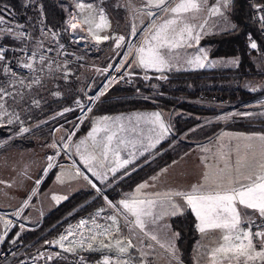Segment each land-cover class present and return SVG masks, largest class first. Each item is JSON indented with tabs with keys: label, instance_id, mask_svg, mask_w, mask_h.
I'll list each match as a JSON object with an SVG mask.
<instances>
[{
	"label": "rangeland",
	"instance_id": "obj_1",
	"mask_svg": "<svg viewBox=\"0 0 264 264\" xmlns=\"http://www.w3.org/2000/svg\"><path fill=\"white\" fill-rule=\"evenodd\" d=\"M68 1L72 8L69 17L75 14L80 25L77 30H71L67 24V41L47 29L43 8L38 6L40 34L36 39L32 36L29 48L37 52L51 48L52 60H54L51 67L47 65L52 63L48 58L42 62L43 67L37 71L35 78L29 80L10 76L0 68V87L5 88L10 94L0 101L4 104V108H0V128L5 130L7 135L0 140V182H2L0 183V242L14 223L18 230L15 239L10 242V248L16 250V256L11 261H1V264L22 261L44 249L85 254L92 262L98 264H105L106 260L108 264H124L125 261L127 264H182L179 254L176 251L173 254L170 250L176 249L178 238L168 230L166 215L161 214L159 199L155 196L156 202L146 205L144 188L137 191L138 186L116 203L106 200V205L102 209L67 226L61 235L34 248L30 254L19 251L20 245L16 240L26 230L31 229V226L42 223L44 216L51 210L80 191H87L93 187L100 195L105 196L99 185L113 179L117 172L124 170L139 158L154 154L157 147L170 134L173 116L162 111L97 116L92 119L87 132L78 134L93 110L85 118L82 117V112L87 108L91 98L102 88L112 70L116 68L126 72L118 82H114L112 87L103 90L99 102L114 86L125 85L127 81L123 80L128 77L129 71L134 69L160 74L161 82H166L163 80L166 76L169 79L170 72L238 68L239 58L212 59L208 53L210 48L200 42L207 36L219 35L235 28V23L230 17L232 0L228 3H225V0H203L200 11L184 15L185 23L191 25L193 35H199L200 39L186 40L183 46L163 49L167 64L162 71L154 67H142L139 64L138 49L145 47L147 50L146 41L155 31L156 26L170 18L169 13L149 6L147 0H121L122 8L126 12V20L124 23H115L103 8L102 0ZM178 2L179 0H169L172 6ZM79 3L92 4L94 7L80 9L77 7ZM35 4L32 3L33 6ZM213 8H219L223 15H214ZM101 15L106 17V23L100 20ZM0 16L4 17V23L0 26L12 29L8 37L18 42L7 45H22L21 37L17 38L16 34L19 33L18 30L27 28H23L25 26L17 21L10 10H1ZM85 19L89 21L87 24L83 23ZM6 36L7 34L0 35L1 43H4L2 40ZM96 36L101 37L100 42H97ZM121 36L124 37L122 41L119 40ZM253 42L252 39L248 40L253 64L251 76L246 80L230 83L232 89L240 87L251 93L264 92V54L258 52L257 48L251 47ZM152 43L155 45L156 42ZM188 44L192 46L189 47ZM61 50L69 51L74 55L75 60L60 58L62 62H58L56 57ZM205 55L207 59L204 61V67H200L195 61L197 58L203 59ZM99 79V86L93 91L92 84ZM136 84L137 82L132 87ZM200 104L206 105L202 102ZM210 106L226 108L227 116L233 114L237 118L249 114L247 110L249 107L261 110V114L264 115V96L246 104L214 103ZM154 113L161 114L160 119L168 129L166 133L162 132L160 122L155 121L152 115ZM74 114L76 116L73 118ZM104 117L109 119L104 120ZM210 119L206 118L204 121L212 125L226 122L221 118L212 122L209 121ZM22 128H27L28 131L23 132ZM109 136L112 137L111 141L108 140ZM16 138H26L31 142V148H9ZM125 160L129 163L124 164ZM53 171L56 173L50 187L41 192ZM157 191L158 189L156 193L154 192L155 195ZM32 196H34L33 202L28 205L29 211L25 216L24 206ZM120 201L130 203L144 201L143 204L135 205L142 209L143 213H151V215L141 214L139 217L144 223L143 231L136 225L137 217L124 209ZM111 217L115 218V223ZM81 221L87 223L80 226ZM61 236H67V239L61 242L63 248L55 243ZM152 236H156L157 239L153 240ZM117 241L120 243L118 244ZM129 241L132 246H129ZM89 245L91 248L88 247ZM121 247L127 251L121 253L119 251ZM66 248L70 250L65 251ZM4 253L3 247H0V255ZM227 257L225 259L224 254L218 253L215 258L216 264H264L263 258L245 262L244 256H239L237 253ZM210 258H212L211 253L208 254L207 247L200 240L194 254L195 264H213V258L209 261Z\"/></svg>",
	"mask_w": 264,
	"mask_h": 264
},
{
	"label": "trees",
	"instance_id": "obj_2",
	"mask_svg": "<svg viewBox=\"0 0 264 264\" xmlns=\"http://www.w3.org/2000/svg\"><path fill=\"white\" fill-rule=\"evenodd\" d=\"M102 1L103 8L115 23L125 22L126 12L122 8L121 0ZM259 1L262 2V0ZM33 2L36 3L35 6L32 5ZM253 5L254 0H232L230 17L235 23V28L219 35L207 36L201 42L203 46L210 48L212 59L239 58L240 63L237 69L170 72L166 82L153 80L146 85L137 80L135 87L119 84L101 98L89 119L82 125L79 135L90 129L94 117L114 116L135 111H162L171 114L173 119L170 123V135L157 147L154 154L138 159L124 170L117 172L113 179L99 185V189L104 191L105 196L100 195L92 187L87 191L78 192L46 214L42 223L31 226V229L18 237L16 241L20 245L19 251L32 253L34 248L61 235L67 226L102 209L106 205V200L112 203L118 202L125 194L132 192L148 178L188 153L192 149L191 141L194 138H210L225 129V125H215L195 133L190 132L206 117L218 116L227 111L226 108L211 107V104L235 102L246 104L264 96V92L251 93L240 87L232 89L229 86L230 83H237L251 76L253 64L248 45L249 39L257 44L258 52L264 54V36L252 19ZM38 6L43 8L47 29L67 41V20L72 10L68 0H0V12L3 9L10 10L17 21L25 26L23 28L31 30L35 39L40 34ZM2 41L6 44H18L8 36L3 37ZM99 83L100 79L94 81L93 91ZM200 102L206 105H201ZM259 125L260 128L253 131L264 133V123ZM6 136L5 130L0 128V140ZM31 146V142L26 138H16L9 148L27 149ZM55 173L53 171L48 176L41 192L50 187ZM28 211L29 209L25 216ZM171 226L174 231L179 232L177 247L182 264H194L193 250L199 239L195 217L192 213L176 217L172 220ZM17 232L15 228L8 237L3 247L4 251L10 247V242L15 239Z\"/></svg>",
	"mask_w": 264,
	"mask_h": 264
},
{
	"label": "snow or ice",
	"instance_id": "obj_3",
	"mask_svg": "<svg viewBox=\"0 0 264 264\" xmlns=\"http://www.w3.org/2000/svg\"><path fill=\"white\" fill-rule=\"evenodd\" d=\"M203 0H179L178 3H175V6H172L169 3V0H147V3L151 7H155L161 9L164 13H169L170 18L164 20V22L155 27V31L152 32L150 38L146 41L147 50L145 47H140L138 52L139 56V64L142 67L149 68L154 67L157 70H163L164 66L167 64L166 53L162 51L163 49H172L176 47L183 46L186 40H194L198 41L200 39L199 35H193L192 27L190 24L185 23L184 15L190 12H198L200 11L201 4ZM230 2V0H225V3ZM167 5V7H166ZM77 7L80 9L88 8L91 9L94 6L92 4L85 5L84 3L77 4ZM102 12V9L100 10ZM212 13L214 15H223L220 12L219 8H213ZM149 15H155V13H149ZM75 19V16L73 17ZM100 20L106 23V17L103 15L100 16ZM261 20H264V17H261ZM89 21L85 19L83 23L87 24ZM4 23V17L0 16V24ZM72 29H76L79 27L78 23L70 24ZM22 27V26H21ZM99 27V25H98ZM9 34H11V29L8 30ZM17 38L23 37V33H17ZM97 42H100L101 37H95ZM103 39H108V37H103ZM119 40H124V37H119ZM153 41H155V45H153ZM119 46V45H117ZM191 47V44H188ZM251 47L253 49L257 48V44L255 42L251 43ZM5 57L2 54V50H0V60H4ZM207 59L205 55L203 59L197 58L195 63H197L200 67H204V61ZM234 63V61H233ZM26 67L29 69L32 68L31 64H27ZM6 95H10L6 92V89L0 87V101L4 100ZM0 108H4V104L0 103ZM155 118V121L160 122V128L162 132L166 133L168 129L164 126L163 122L160 119V113L152 114ZM104 120H108V117H104ZM11 122V121H9ZM21 131L27 132V128H22ZM94 131H99V129H94ZM112 137L109 136L108 140L111 141ZM260 140L264 141V136L259 137ZM129 163L128 160L124 161V164ZM51 166V165H50ZM167 171V169H164ZM207 174L205 175V180H207ZM152 179H157V177H153ZM258 182L250 183L247 186H241L239 188H231L229 190L223 192H209L202 193L199 191V187H203V185L196 187L194 186L193 191L191 193H167V196H178L181 197L188 207L195 213L196 219L199 223L196 224L198 231L203 234L208 230H223L225 231V235L223 236V240L225 242H230L233 238L239 243L232 245L231 247L226 244H221L219 247L213 250L211 253L213 258V264H216V256L218 253H225V259H227L228 252H235L239 256H244L245 262L248 260H254L256 258H264V223L261 225H256L258 230L253 233L252 225L255 224V220L251 219L254 215L256 218L264 221V176H260L257 178ZM2 183V182H0ZM148 187V185L142 184L139 186L137 191L140 188ZM53 199H57L53 197ZM111 204V202H109ZM137 203L143 204L144 201H132L131 203L128 201H120V204L124 209L129 211L133 216L137 217L136 225L141 228L143 231L144 223L139 218L141 214L151 215L150 212L143 213L142 209L135 207ZM151 205L155 203L154 201H148ZM238 205L245 209L252 210L251 213L246 212L245 216L250 217L247 221L249 227L247 229L240 228L241 224V214L240 208ZM173 209L175 211L172 213L173 215L177 213H181L182 209L179 205L173 204ZM113 223H115V218L111 217ZM86 221H81L80 226H83ZM119 229L117 228V231ZM107 231V230H105ZM233 234H235L233 236ZM174 236L178 237L179 232L173 233ZM253 237L256 238L255 242ZM153 240H156V236L151 237ZM67 236H61L59 240L55 241V243L59 244L60 247H64L62 241L66 240ZM95 239V237H93ZM245 241L247 243H245ZM15 243V241H13ZM119 244L120 242L117 241ZM129 246L131 245V241L128 242ZM257 244H259V248H257ZM107 247V245H103ZM91 248V245L88 246ZM164 247V245H161ZM70 249H65L68 251ZM173 254L176 249H170ZM121 253L127 251V249L121 247L119 249ZM254 253V255H253ZM105 264H108L107 260ZM124 264H127L125 261Z\"/></svg>",
	"mask_w": 264,
	"mask_h": 264
},
{
	"label": "crops",
	"instance_id": "obj_4",
	"mask_svg": "<svg viewBox=\"0 0 264 264\" xmlns=\"http://www.w3.org/2000/svg\"><path fill=\"white\" fill-rule=\"evenodd\" d=\"M208 53L210 56V51ZM247 110H249V114L240 118L234 117L233 114L227 116L228 111L218 116L206 117L211 118L209 120L211 122L221 118L226 121L225 123L212 125L204 121L206 118L203 119L202 123L190 132L195 133L215 125H225L226 128L210 138H194L191 141L192 149L188 153L155 174L153 177H157V179H152L153 177H151L142 183L148 185L143 190L145 204L150 205L148 201L156 202L155 196L159 199L161 214L166 215L169 232L176 233L171 226L174 218L187 213H192L195 219L196 216L181 197L167 196L165 194L175 192L191 193L194 186L199 187L201 185L203 187H199V191L202 193L223 192L231 188H239L242 185L247 186L250 183L258 182L257 178L264 176V141L259 139V137L264 136V133L253 131L260 128L259 123H264V115L263 113L261 114L259 109L249 107ZM142 136L141 134L140 137ZM164 169H167V171H164ZM206 174L207 180H205ZM157 189L158 196L154 194ZM173 204L179 205L182 212L173 215L172 213L175 211L172 207ZM238 207L241 214V224L239 226L241 228L242 223L250 219V217L245 216V213H251L252 210L242 208L239 205ZM251 219H256V217L253 215ZM197 223L199 221L196 219ZM198 233L199 239L197 243L202 240L203 245L207 247L208 254L212 253L221 244L231 247L239 243L234 238L230 242H225L223 240L225 231L223 230L214 229L208 230L203 234L199 231ZM196 245L193 250V259ZM176 250H178L177 243ZM176 253L179 254V251H176ZM220 254L225 255V253ZM235 254V252H228L226 255ZM211 260L212 258L209 261ZM251 261L248 260V262Z\"/></svg>",
	"mask_w": 264,
	"mask_h": 264
},
{
	"label": "built area",
	"instance_id": "obj_5",
	"mask_svg": "<svg viewBox=\"0 0 264 264\" xmlns=\"http://www.w3.org/2000/svg\"><path fill=\"white\" fill-rule=\"evenodd\" d=\"M75 16V19L73 17ZM261 17H264V0L260 2L259 0H254L253 5V13H252V19L253 21L259 26L262 35L264 36V20H261ZM71 23H78L80 25V21L76 17L75 14H71V16L68 18V28L71 30H77L72 29L70 24ZM8 27H1L0 26V35H10ZM12 31V29H11ZM19 33H23V37H21V40L23 41L22 45L20 46H12L7 45L0 42V50H2V54L5 57L4 60H0V68L6 72V74L21 78L25 80L33 79L36 76L37 71L40 70L41 67H43V61L49 58V60L52 63L47 64L48 67H51L54 63V60H52L53 52L51 48H47L43 51L37 52L34 50H31L29 48L30 41L32 39L31 32L27 29H20L18 30ZM17 31V32H18ZM73 61L75 60L74 55L69 53V51L61 50L58 53V56L56 59L58 62H62L61 59ZM27 64H31L32 68L29 69L26 67ZM126 71H121L120 69H114L111 71L110 76L105 81L102 88L91 98V101L89 102L87 108L82 112V117H88L91 110H93L97 103L99 102L100 97L102 96L101 93L103 90L108 89L114 85V82H118V79L122 77L125 74ZM129 75L126 79L123 81H127V83H124L127 86H133L137 80L142 81L145 84L151 83L153 80H160L161 75L160 74H153L150 72H146L141 69H134V71H129ZM167 76L165 77V80L167 81ZM120 81V80H119ZM161 81V80H160ZM123 83V82H122ZM108 92V91H107ZM82 120V119H81ZM34 196L30 198V200L25 204L24 206V213L28 210V205H30L33 202ZM255 224L252 225V232L255 233L258 228L256 225H261L264 223L259 218L254 219ZM248 220L244 221L241 225V228L247 229L249 227V224L247 222ZM15 223L13 226H11L6 235L3 237V239L0 242V247H4L5 242L7 241L8 237L11 235L13 230L17 227H15ZM254 242L256 240L255 237H253ZM245 243H247L245 241ZM257 248H259V244L256 245ZM16 256V250L12 249V247L8 248L7 251H5L4 254L0 255V260L3 262L5 260H12ZM54 262H63L67 264H98L92 262L89 257L85 254L80 253H66L62 250H56V249H44L36 252L34 255L27 257L26 259L22 261H18L13 264H52Z\"/></svg>",
	"mask_w": 264,
	"mask_h": 264
}]
</instances>
